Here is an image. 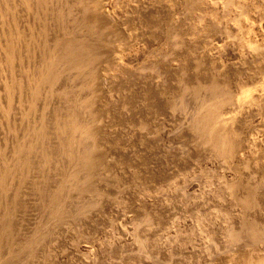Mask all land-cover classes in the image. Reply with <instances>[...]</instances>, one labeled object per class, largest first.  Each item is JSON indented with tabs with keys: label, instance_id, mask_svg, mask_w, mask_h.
<instances>
[{
	"label": "bare ground",
	"instance_id": "6f19581e",
	"mask_svg": "<svg viewBox=\"0 0 264 264\" xmlns=\"http://www.w3.org/2000/svg\"><path fill=\"white\" fill-rule=\"evenodd\" d=\"M106 1L112 19L101 0H0V264H55L60 238L107 211L131 262L264 264V0ZM167 161L230 179L197 196ZM149 182L155 201L201 214L149 212Z\"/></svg>",
	"mask_w": 264,
	"mask_h": 264
},
{
	"label": "rangeland",
	"instance_id": "374dc122",
	"mask_svg": "<svg viewBox=\"0 0 264 264\" xmlns=\"http://www.w3.org/2000/svg\"><path fill=\"white\" fill-rule=\"evenodd\" d=\"M101 1L104 2V3H103V4H104V7H103L104 10H106V12L109 13V11H111L110 9L112 8V6L108 3V1H106V3H105V0H101ZM105 4H107V6H106ZM108 4H109L110 6H108ZM108 13H107V14H108ZM109 16L111 17V18H110V17H109V18L112 19V16H113V15H111V13H109ZM254 20H255V19H254ZM257 21H258V20L253 21L254 23L256 22L255 24H253V29H254L253 31H254V32H256V31L259 32V31H260V33L256 32V33L258 34V36L255 35V38L258 37V38L255 39V40L260 41V39H262V38L264 37V31H262L263 28H264V27H263V26H264V21H263V22L261 21L262 23L260 22V23L258 24V25H260V26L262 25L261 28H260V26H259L260 30H259V28L256 26L257 23L259 22V21H258V22H257ZM254 26H256L257 28L254 27ZM255 28H256L257 30H256ZM256 33H255V34H256ZM256 36H257V37H256ZM259 38H260V39H259ZM221 63L224 64L225 62L221 60ZM130 64H131V66H132V64H135V65H136V63H133V62L130 63ZM104 83H105L104 80L101 81L102 86L105 85ZM257 131H258V132H257ZM261 131H262V130H260V129L255 130V131H254L255 134H254V132H253L254 135H252V137H253L254 139L257 138L256 140H261V141H262V140H263L262 136H263V133H264V132H261ZM3 132H4V131H3ZM3 132H0V134H1V135H0V141H2V139H3V137H4ZM1 136H2V137H1ZM1 138H2V139H1ZM256 140H255V141H256ZM261 141H256V142H257V143L259 142L258 144H260V143H262ZM166 143H167L168 145H170V144L173 145L171 142H166ZM174 146H175V145H174ZM127 149H129V148H127ZM196 163H197V162H196ZM199 163H200V165L198 166L197 164H199ZM151 164H153V165H151ZM197 164H195V162H193V164H191L192 166L189 164V165H187V167H185V166H182V165L180 166V165H178V164H176V163H174V162H169V161H167V162H165V163L163 164L164 168H163V166H162V170H163L164 172H167V174H170V173H171V170H172L173 173H174V174H173L174 176L172 175V173H171L170 175H172V176L175 177V178L178 177V178H177L178 180L176 179L177 181L180 180V181H179L180 183L178 182V185H179V184H182L181 186H184V185L186 184L187 187H188V184H189V185H190V184H191V185L193 184V185L191 186V189L188 188V190L190 191V193H193V194L196 193L195 195H197V196H201V195H203V193H204V194H207L212 188H215V187H216V184H218V183L221 182V181H225L224 179H227V178L230 177V176L228 175L227 172L225 173V172L222 170V172L225 173V174H224V173H222V172L220 171L221 169L219 170V168H217V171H216V167H218V166H216V167H214L215 165H214V166H213V165H210V166H209V164H205V163H203V162H198ZM201 164H202L203 166H202ZM150 165H151V168H154V167L156 168V169H155V168L153 169L154 171H155V170H156V171L159 170V169H157V167L155 166L154 163H150ZM169 165H170V166H169ZM175 165H177V166H175ZM193 165H194V166H193ZM195 165H196V167H195ZM205 165H206V166H205ZM152 166H153V167H152ZM167 166H168V167H167ZM171 166H174V167H171ZM178 166L180 167V169H179ZM188 166H190V168H189ZM201 166L204 167L205 170H206L207 168H208L209 170H206V171H205ZM207 166H208V167H207ZM166 167H167V168H166ZM181 167H184L185 170H184V168L182 169ZM192 167H194V168H192ZM197 167H198V168H199V167L202 168V172L200 171L201 169H200V168L198 169ZM210 167H211L212 170L210 169ZM170 168H171V169H170ZM177 168H178V169H177ZM187 168H189L190 172H189V170L186 171ZM214 168H215V169H214ZM165 169H166V171H165ZM168 169H170V171H169ZM183 170H184V171H183ZM196 170H197V171H196ZM203 170L205 171V173H204ZM210 170H211L213 173L217 172L218 174L215 173V174H217V175H215V174L211 173ZM218 170H219V171H218ZM180 171H183V174H182ZM185 171H186L187 173H186ZM199 171H200V172H199ZM178 172H180L181 174L177 175ZM191 172H192V174H193L194 172H195L196 174H197V172H199V173H198L197 175L194 174V175H196V176L194 177L193 175H190ZM208 172H210V173L213 175V176L211 175L212 177H210L211 180L209 179V176H210L209 174H210V173H208ZM219 173H221L222 175L219 174ZM185 174H186V175H185ZM188 174H189V175H188ZM206 174H208L209 176L206 175ZM226 174H227V175H226ZM176 175H177V176H176ZM180 175H181V176H180ZM198 175L200 176V178H199ZM204 175H206V177H204ZM220 175H221L222 180L219 178ZM224 175L227 176V178H226ZM183 176H186V179H185L186 181H184L185 183L183 182V179L185 178V177H183ZM215 176H217L219 180H218L217 177H216V180L213 181L214 178H215ZM190 177H191V178L194 177V178H192V180H191V179L189 180ZM187 178H188V180H187ZM197 178H198V180L201 179L202 181L200 180V182H197V181H198ZM195 179H196V180H195ZM229 179H230V178H229ZM229 179H228V180H229ZM217 180H218V181H217ZM220 180H221V181H220ZM181 181H182V182H181ZM188 181H189V183H186V182H188ZM191 181H192V182H191ZM193 181H194L195 183H194ZM204 181H205V183H204ZM206 181H207V182H208V181H209V182L212 181V182H210L211 184L208 182V183H209V184H208V183H206ZM217 182H218V183H217ZM149 183H150V184H149ZM149 183H146V184H145V185H147V186H145L146 189H147L145 192H146V194H148V195L151 194V192L149 193V191H151L150 189H151V188L153 187V185H154V184H152V182H149ZM197 183H198V184H197ZM214 183H216V184L214 185ZM148 184H149V185H148ZM151 184H152V186H151ZM195 184H197V185L199 186L198 188L200 189V192H199V190L197 191V185H195ZM205 184H206V185H205ZM186 185H185V186H186ZM203 185H204V186H203ZM185 186H184V187H185ZM201 186L207 188L208 192H207V190H206L205 188H204L205 190H203V191H205V192H201V191H202V190H201V188H202ZM206 186H207V187H206ZM212 186H214V187H212ZM200 187H201V188H200ZM208 187H209L210 189H209ZM193 188H194V189H193ZM192 189H193V190H192ZM202 189H203V188H202ZM188 190H187V191H188ZM187 193H189V192H187ZM200 194H201V195H200ZM148 195H147L146 199L148 198ZM152 196H154V194L150 195V197H149L150 200H149V199H148V200L145 199V200L147 201V203H153V202H155V203H153V204L156 205V207H152L153 204H152V205H149L150 208H149L148 211L150 212V211H152V209H153L152 213H154V214H156V213L160 214V215H161V218H162L163 220H165V219H166V220H169L170 217H167V216H168V215L170 216V214H172V213H170V212H174L173 214L175 215V217L181 218L180 221L182 220V218H184L185 220L188 219V220H187V224H188V223H189V222H188L189 220H190V222H191V220L193 221V219H195L194 216L197 215V214H196L197 212H198V213L201 212V208H199V207H195L194 209H193V208L191 209V206H192V205H193L192 207H194L193 201H192V203H191V204H192L191 206H190V203H187V208H185V209H184V208H180V209H179V208L177 207V205H180V203H179L178 201H175V203H177V205H174V204L172 205V203H174L173 200H172V203H171L170 201H166V202H165V201H161V200H159V202H158V201H155L154 197L152 198ZM151 198L154 199V200H152ZM150 201H152V202H150ZM156 202H157V203H156ZM169 202L171 203V205H170ZM159 203H161L160 206H159ZM164 203H165V204H164ZM168 203H169V204H168ZM209 203H210V202H209ZM162 204H163L165 207H168V208H167L168 210H169V208H170V210H169V211H166V210H165L166 212H165L164 210H163V212H162V211H158V210H160V209H164V208H165ZM211 204H212V202H211L210 205H209V206H210V209H213V210H214V208L216 209L215 211H213V210L211 211L212 213L214 212L212 215H214V214H217V215H218V216H212V215H211V217H213V218H214V217H215V218L218 217L219 220H222V221H225V222H226L227 217H228V220L230 219L229 221L227 220L228 224H230V221H234V219L232 220V217H231V216L233 215V217H235V216H234V215H235V212H234V214H233V211L228 210V212H230V213H227L226 208H225V210H224V208H222V207H221L220 210H219L218 207H213V208H211L212 205H213V204H212V205H211ZM154 205H153V206H154ZM175 206H176V207H175ZM188 206H189V207H188ZM213 206H216V205L214 204ZM160 207H161V208H160ZM155 208L157 209V211L155 210ZM188 208H189V209H188ZM197 208H198V210L200 209V211H198ZM217 208H218V209H217ZM150 209H151V210H150ZM183 209H184L185 212H187V213H185ZM222 209H223V211H222ZM154 210H155V211H154ZM172 210H173V211H172ZM174 210H175V211H174ZM176 210H177V211H176ZM196 210H197V211H196ZM178 211H179V212H178ZM180 211H182V212H180ZM188 211H192V212H189V214H193L194 211H196V213L193 214V217H194V218L191 217L192 215L190 216V215L188 214ZM110 212H111V213H110ZM112 212L114 213L115 211H107L106 213H104V216H103L104 218H103V220L105 221V225L103 224V226H102V225L100 224V226H97L96 229H98V230L95 231V228H94L93 226H86V227H83L82 229H80V230L82 231V233H84L83 235H85V236H81V237H83V238H81V240H80V237H79V239H78V237H77V238L75 237V236H77V234L74 235V231H73V233H67V234L63 235V236L60 238L59 242L55 245V247H52L51 250H50V251H51L50 253H52V251H53V253H52V256H53V259H54V260H53V263H55V264H59V263H60V264H67V263L70 262L69 260H71V262H74V263H71V262H70L69 264H86V263H88V264H91V263H92V264H94V263L98 264V262H99L100 264H101V263H102V264H105L106 261H108V262H106V263H108V264H116V263H118L117 261L119 260V263H118V264H122V263L120 262V260H121V258L123 257L122 254H124L125 256L122 258V262H125V261H126L124 264H126V263H127V264H130V263L138 264L139 262H137V263H136V261H135V262H131L132 259L129 258V254H132V253H131V246H130V243H129V238H127V237H130V236L128 235V233H129V232H128L129 229L127 228L128 226L125 225V222H124V221H122L123 217H122L121 213L115 212V213L113 214ZM161 212H162V213H161ZM168 212H169V213H168ZM177 212H178V214H175V213H177ZM183 212H184V213H183ZM215 212H220V214L215 213ZM222 212H223V213H222ZM224 212H226V213H224ZM231 212H232V213H231ZM107 213H108V214H107ZM109 213H110V214H109ZM116 213L119 214V215H117ZM162 214H163L164 216H163ZM167 214H168V215H167ZM173 214L171 215V218H173V216H174ZM187 214H188V216H189L188 218H186V217H187ZM199 214H201V213H199ZM231 214H232V215H231ZM106 215H107V217H106ZM111 215H113L114 219H113V217H111ZM116 215H117V217H115ZM220 215H222V216H221L222 218H223V215H224V217L226 216V217H225L226 220H225L224 218L222 219V218L220 217ZM230 215H231V216H230ZM109 216H110V217H109ZM118 216H120L121 218H119ZM165 216H166V217H165ZM179 216H180V217H179ZM184 216H185V217H184ZM105 217H106V218H105ZM164 217H165V218H164ZM219 217H220L221 219H220ZM229 217H230V218H229ZM108 218L111 219L110 221L114 220V221H113L114 224H113V222H110V221H109V222H110V225H109V224H108L109 222L107 221V220H109ZM167 218H168V219H167ZM27 219H28V220H29V219L31 220V217H30V218L25 217V218L22 220L23 225H24V223H25L24 226H25V227H28V226H27V223H28V225L31 227L32 225H30V224L33 222V220H31V223H29L30 220L28 221ZM120 219H121V221H120ZM218 219L216 218L217 223H218L219 225L221 224L220 226H222V227L224 228L223 224L225 225V224H227V223H224V222L220 223L221 221H218ZM24 220H25V222H24ZM26 220H27V221H26ZM117 220H118V221H117ZM106 221H107V222H106ZM116 221H117V222H116ZM121 222H123V223L121 224ZM103 223H104V222H103ZM111 223H112V225H111ZM123 224H124V225H123ZM228 224H227V225H228ZM231 224H232V222H231ZM108 225H109V226H108ZM120 225H121V226H120ZM101 226H102V228H101ZM115 226H116V228H115ZM98 227H99V228H98ZM106 227H108V228L105 229ZM112 227H114L115 229L112 228ZM225 227H226V225H225ZM84 228H85V230H84ZM89 228H90V229H89ZM92 228H93V229H92ZM118 228H120V229H118ZM122 228H124L125 231H126V228H127V232H125L124 229H122ZM86 229H87V230H86ZM99 229H101V231H103V232H101ZM103 229H104V230H103ZM108 229H109L110 232L108 231ZM117 229H118V231H116ZM204 229L206 230V232L208 231V232H207V234H208V233H209V230H207L206 228H204ZM83 230H84V232H83ZM93 230H94V231H93ZM120 230H121L122 233L120 232ZM205 230H204V232H205ZM87 231H88V232H87ZM98 231H99V233H101L102 235L99 234ZM104 231H105V232H104ZM106 231L109 232V233H110L109 235H111L112 237H110L108 234H106ZM113 231H114V232H113ZM123 231H124L125 233H123ZM195 231H196V230H195ZM86 232H87L88 234H87ZM90 232H91V234H90ZM196 232H197V231H196ZM85 233H86L87 235H86ZM111 233H112V234H111ZM198 233H200V232H198ZM68 234H69V235H68ZM70 234H72V235H70ZM115 234H116V236L119 235V234H120V235H119V237H118V236L115 237ZM203 234H204V233H203ZM207 234H206V235H207ZM81 235H82V234H81ZM89 235H90V236H89ZM98 235H99V237H98ZM104 235H105V236H104ZM68 236H69V238H68ZM73 236H74V238H73ZM86 236H87V237H86ZM91 236H93V237H91ZM102 236H103V237H102ZM125 236H126V237H125ZM88 237H89V238H88ZM95 237H96L97 240H98V239H100V240H98V242H97V240L95 239ZM101 237H102V238H101ZM105 237H107V238H105ZM123 237H125V238H123ZM62 238H63L64 241L61 240ZM87 238H88V239H87ZM90 238H91V239H90ZM93 238H94L95 240H94ZM110 238H111V240H110ZM121 238H122V239H121ZM126 238H127V239H126ZM65 239L67 240V242H65V241H66ZM76 239H77V240H76ZM102 239H104L103 242H101ZM112 239L115 240V241L113 242ZM116 239L119 240V241H116ZM120 239H121L122 241H120ZM73 240H74L75 242L77 241V243H75ZM78 240H79V241H78ZM82 240H83V241H84V240H86V241H87V240H89V241L91 240V241H90V243H88V241H87V242L84 241L85 243H84V245H83V243H82L83 241H82ZM106 240H107L108 243H106ZM108 240H109V241H108ZM93 241H94V243H93ZM123 241H124V242H123ZM125 241L129 243V246L126 245ZM68 242H69V243H68ZM70 242H73V243H70ZM78 242H79V244H78ZM100 242H101V247H100ZM109 242H110V243H109ZM112 242H113V244L115 243V244H114L115 246H114L113 244H111ZM119 242H120V243L122 242L121 245H120ZM59 243H61V244H59ZM74 243L77 244L78 246L81 245L82 247H81V246L78 247V246L75 245ZM87 243H88L90 246L87 245ZM92 243H93V245H91ZM103 243H104V244L106 243V244L104 245ZM128 243H127V244H128ZM58 244H59L60 247L58 246ZM85 244H86V245H85ZM98 244H99V247H100L99 250H98V247H97ZM102 244H103L104 246H103ZM116 244H117V245H116ZM118 244H119V245H118ZM124 244H125V245H124ZM95 245H96V246H95ZM107 245H109V246H107ZM111 245H112V246H111ZM62 246H63V247H62ZM74 246H75V247H74ZM84 246H85V247H84ZM87 246H89V247L86 248ZM122 246H124L125 249H124V247L122 248ZM56 247H57V248H56ZM58 247H59V248H58ZM70 247H71V248H70ZM91 247H92V248H91ZM102 247H103V248H102ZM106 247H107V248H106ZM108 247H110V248H108ZM113 247H114V248H113ZM126 247H127V248H126ZM129 247H130V248H129ZM61 248H63V250H62ZM93 248H94V249H93ZM104 248H105V249H104ZM117 248H120V251H119V249H117ZM121 248H122V249H121ZM54 249H55V250H54ZM84 249H85V250L88 249V250H91V251H92V249H93V250H95V253H96V254L93 253L94 251H92V252L90 251L92 254L89 255V254H87L89 251L86 250V251H87V253H86L87 255H86V254H84V253L86 252ZM106 249H107V250H106ZM110 249H111L112 251H111ZM128 249H129V250H128ZM56 250H57L58 252H57ZM59 250H60V251H59ZM64 250H65V251H64ZM71 250H74V251L77 250L78 252L76 251L77 253H76V252L74 253V251H71ZM79 250H80L81 252H80ZM102 250H103V251H102ZM116 250H117V253H116ZM122 250H123V251H122ZM127 250H128V252H127ZM54 251L57 252V253L54 254ZM61 251H62V253H61ZM82 251H84V253H83ZM97 251H98V252H97ZM99 251H100V255H99ZM101 251H102V253H101ZM104 251H105V252H104ZM106 251H107L108 253H106ZM124 251H125V252H124ZM59 252H60V254H59ZM65 252H66V253H65ZM90 252H89V253H90ZM118 252H119V253H118ZM82 253H83V255H82ZM103 253H104V254H103ZM113 253H114V254H113ZM56 254H59V257H58V255L56 256ZM61 254H62L63 256H61ZM67 254H69V255H67ZM71 254H72V255H71ZM73 254H75V255L77 254L76 256H78V257L76 258V256H75V255L73 256ZM79 254H80V255H79ZM94 254H95L98 258H100V259H98ZM127 254H128V255H127ZM54 255H55V256H54ZM84 255H86V256H84ZM115 255H116V256H115ZM119 255H120V256H119ZM65 256H66V257L68 256L70 259H69L68 257H67V258H68L69 260L65 259V258H66ZM89 256H92V257H89ZM118 256H119V257H118ZM74 257H75V258H74ZM79 257H80V258H79ZM87 257H88V259L90 258V261H91L90 263H89V260H87ZM95 257H96L97 259H95ZM103 257H104V258H103ZM113 257H114V258H113ZM115 257H116V258H115ZM126 257H128L129 260H126ZM2 258H3V257H2ZM59 258H60V259H59ZM78 258H79V259H78ZM93 258H94V260H92ZM106 258H108L109 260H108V259L106 260ZM112 258H113V259H112ZM128 258H127V259H128ZM55 259H56V260H55ZM57 259H58V260H57ZM72 259H73L74 261H73ZM75 259H76V260H75ZM77 259H78L79 262L76 263ZM81 259H82L83 263H82ZM84 259H85V260H84ZM116 259H117V261H116ZM124 259H125V260H124ZM137 259H138V258H135V260H137ZM2 260H3V259H2ZM59 260H62V261H59ZM64 260H65V261H64ZM96 260H97V261H96ZM54 261H55V262H54ZM84 261H85V262H84ZM103 261H104V262H103ZM109 261H110V262H109ZM127 261H129V262H127ZM133 261H134V257H133ZM63 262H64V263H63ZM65 262H66V263H65ZM111 262H112V263H111ZM113 262H116V263H113Z\"/></svg>",
	"mask_w": 264,
	"mask_h": 264
}]
</instances>
